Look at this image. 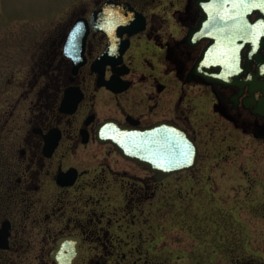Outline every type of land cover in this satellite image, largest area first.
Returning a JSON list of instances; mask_svg holds the SVG:
<instances>
[{"label": "flooded vegetation", "instance_id": "af4514ba", "mask_svg": "<svg viewBox=\"0 0 264 264\" xmlns=\"http://www.w3.org/2000/svg\"><path fill=\"white\" fill-rule=\"evenodd\" d=\"M109 2L144 14L142 30L131 33L137 26L128 16H103V30H96L91 13ZM160 3L103 0L67 21L46 22L53 31L28 64L27 78L12 84L23 88L20 131H2L10 118L0 125V231L5 227L8 237L0 251L11 261L43 264L47 257L56 264L52 253L63 238L77 247L75 264L85 248H101L89 264H136L128 254L142 258L140 242L114 240L107 210L92 203L149 199L155 184L171 175L158 180L155 171L103 140L107 131H187L198 147V165L200 125L210 122L197 110L207 99L212 117L264 142V25L254 36L246 32L248 20L264 23V10L247 11L243 1L183 0L171 16L147 11ZM209 19L241 25L223 39L219 32L213 38L193 32ZM77 21L79 32L88 31L81 65L73 57L81 41L70 45L69 55L65 47ZM70 193L72 215L64 202ZM118 247L128 248L121 258L114 255Z\"/></svg>", "mask_w": 264, "mask_h": 264}, {"label": "rangeland", "instance_id": "374dc122", "mask_svg": "<svg viewBox=\"0 0 264 264\" xmlns=\"http://www.w3.org/2000/svg\"><path fill=\"white\" fill-rule=\"evenodd\" d=\"M102 1L0 0V125L10 118L2 131H20L26 111L20 100L23 88L13 85L27 78L28 64L45 42L47 31L52 30L53 25L46 22L67 21ZM182 3L161 0L147 11L171 16ZM7 79L13 82L6 86ZM209 105L206 99L197 110L210 124L200 125L201 155L195 168L157 182L149 199H107L102 206L98 201L92 203V209L101 211L104 206L107 210L114 240L140 242L142 258L128 254L131 262L264 264V142L212 117ZM128 190L129 186L123 185V191ZM68 197L71 199L64 202L72 207L67 206L66 213L72 215L76 200L71 193ZM126 249L115 248V257L121 258ZM100 252L101 248H85L78 264H89L88 257ZM0 264L41 263H15L7 252L0 251ZM43 264L52 263L45 257ZM112 264L119 263L115 259Z\"/></svg>", "mask_w": 264, "mask_h": 264}, {"label": "water", "instance_id": "95a60500", "mask_svg": "<svg viewBox=\"0 0 264 264\" xmlns=\"http://www.w3.org/2000/svg\"><path fill=\"white\" fill-rule=\"evenodd\" d=\"M230 1H243L246 6H248L247 11L249 8L251 12L256 9L264 10V0ZM91 16L92 25L96 30H103V22L101 20L103 16H128L130 24L133 23L137 26L136 29L130 31L131 33L142 30L145 21L144 14L136 11L126 3L112 4L109 2L105 7L95 10ZM80 24V21L76 23L65 45L68 54L70 45L81 41L80 48L77 47V51L75 50L77 54H75V56L71 55L77 59V64L79 65L84 62L83 53L88 33L87 30L83 33L79 32L78 27ZM240 25L241 23L237 22L214 24L209 19L193 32L199 34L204 33L206 37L210 38H213L215 33L219 32V38L223 39L225 38L226 32L230 37H233V34L238 32V27ZM259 25H264V23L259 21L254 24L252 22L250 23L248 20V22H246V32H250V35L253 34L254 36ZM215 26H218V28L215 29ZM250 26L251 30L248 28ZM103 56L105 57V54ZM68 103H70V101L67 96L63 102V106ZM107 133V137L103 135V140L113 142L119 147L121 153L125 157L138 160L140 164L155 171L158 180H162L176 172L191 170L197 165L198 147L187 131H107ZM65 240H69V238H63L59 241V247L53 251L52 256L56 264H75V260L79 256L77 247L72 246ZM7 241L8 237L5 227H3L0 231V248H6Z\"/></svg>", "mask_w": 264, "mask_h": 264}]
</instances>
